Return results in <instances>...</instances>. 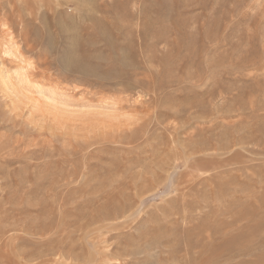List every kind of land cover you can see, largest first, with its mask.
<instances>
[{
    "label": "rangeland",
    "instance_id": "374dc122",
    "mask_svg": "<svg viewBox=\"0 0 264 264\" xmlns=\"http://www.w3.org/2000/svg\"><path fill=\"white\" fill-rule=\"evenodd\" d=\"M0 264H264V0H0Z\"/></svg>",
    "mask_w": 264,
    "mask_h": 264
}]
</instances>
